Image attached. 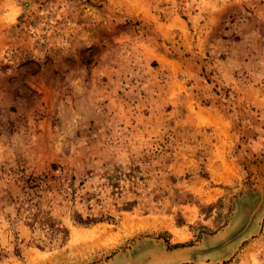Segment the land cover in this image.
<instances>
[{"label": "rangeland", "instance_id": "1", "mask_svg": "<svg viewBox=\"0 0 264 264\" xmlns=\"http://www.w3.org/2000/svg\"><path fill=\"white\" fill-rule=\"evenodd\" d=\"M0 264H264V0H0Z\"/></svg>", "mask_w": 264, "mask_h": 264}, {"label": "trees", "instance_id": "2", "mask_svg": "<svg viewBox=\"0 0 264 264\" xmlns=\"http://www.w3.org/2000/svg\"><path fill=\"white\" fill-rule=\"evenodd\" d=\"M52 167H56L55 164H52ZM52 176L53 175H48L46 174H41L38 176H30V183L32 187L36 188V187H40L41 189L43 187H41L43 184H47V177ZM69 187H71L72 191H74V187L73 184L71 182H69L67 184ZM39 188V189H40ZM64 192L68 191L67 189H62ZM71 191V193H72ZM32 193H34L32 191ZM30 205H33L35 207V211H33L32 216H31V220H30V226L32 228H39L41 229L44 233H46L49 238L51 240H53L54 238H56L58 235H61V237H65L68 233V229L65 225L62 224V222L59 219H56L55 217H53L50 214L49 210H45L43 209L39 203V199L34 200L33 197H30ZM72 218L75 222L80 223V224H90V223H94L97 221H101L103 219H106L108 217H103V215L101 216H94V215H86L83 216V214L81 212L78 211H74L72 214Z\"/></svg>", "mask_w": 264, "mask_h": 264}]
</instances>
